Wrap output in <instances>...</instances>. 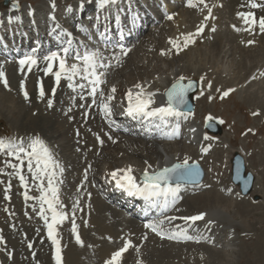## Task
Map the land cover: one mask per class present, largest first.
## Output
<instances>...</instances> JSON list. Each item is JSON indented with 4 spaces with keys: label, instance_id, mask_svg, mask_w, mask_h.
Instances as JSON below:
<instances>
[{
    "label": "rangeland",
    "instance_id": "rangeland-1",
    "mask_svg": "<svg viewBox=\"0 0 264 264\" xmlns=\"http://www.w3.org/2000/svg\"><path fill=\"white\" fill-rule=\"evenodd\" d=\"M2 1L3 0H0V12L7 9L2 5ZM9 1L12 3H16L19 7H22L23 11L26 10V7L30 8L31 6V8H34V10H36L34 11V18L37 17L40 22H45L47 20V14L44 12L47 8L46 3H52L53 5H55L56 2L62 3L58 4V6L62 8L64 7V5L70 6L73 1L82 0ZM89 1L92 2V0ZM226 2L227 0H205V3L213 4L211 17L206 23H208L212 27H218L214 32H217V34L213 35V31H208V35L206 34V37H204V41L206 40V43L202 41L203 43L201 42L198 47L189 48L191 49V53L197 52L195 53L196 55H204V53H206V57H209L208 59H211V56H213V59L215 58V60L213 61L207 60L208 63L205 64L206 67L203 65H199L200 70H203L204 67V69L206 68L205 70H207V72H210V74L208 75L204 72L202 73L203 75L205 74L204 77L208 76L209 79L206 78L202 82L199 74H186L185 67H187V62L184 59L186 50L183 49L182 51L177 53L176 50L172 48V45L169 44L170 39H178L182 34L189 33L190 30H194L195 33L196 31L194 28L198 25L196 24L197 21H202L205 16L208 15V11L201 4H197L196 7H192L191 9L193 10V12H189V9L183 10L184 8L178 5L180 7L179 10L182 9V11L180 10V12H178L179 10H176V12H173L174 14L172 13L173 17L171 20H165V18L162 19L163 22H160V25L156 26L153 29H150L144 35V39L140 43H136L138 45L135 47L130 57L125 61L123 67L113 74V82L110 86V89L114 87L118 90V92L126 94L129 89L136 91L137 89L134 88V85H136L137 83H142L143 86L146 85L145 91L152 93L157 92L159 95H161V90L164 89L157 88L151 90L153 89V84H161L160 82L167 80L171 77V75H177V73L181 75L186 74V76L184 77H176V80H179L181 77H183V83H186L191 79L200 82L202 87L206 90L204 91L203 95L204 101L202 100V103L198 105L195 102V108L193 111H196L197 115L195 116L196 125H194L197 128L196 132H198L197 139L202 137L200 132L202 127L200 128V126L204 125L203 122L207 117H214L221 123L225 122V124L221 125V128L223 133L225 132L227 134L226 136H228L226 137V139L228 138L230 140L228 150L226 151L227 155H229L230 157L233 151L242 150L243 154H245L244 159L247 168L251 172H253L255 178L259 177L257 183L260 186H258L260 188H264V84H260L258 82L259 84L252 87V90L250 92H247L246 87L248 88L252 85H245V81L248 79V75L250 74V72L249 74L245 72H241V74L240 72L238 73L239 68H237L235 64L239 61V59L241 60L243 58L244 54H241V56H239V53H233L235 55L233 56V51H231V49H228L229 43H227L223 39V34H227V36H230V34L233 32L231 30H228L229 28L227 27H224L225 29L222 30L219 28V21H221V19H218V16L223 13L221 8L229 10L228 13H232L230 8L225 7ZM48 9H50L49 6ZM215 12H217L218 14L216 15ZM192 13L195 14L196 19L191 21L188 20L185 15L188 16ZM234 13L237 16L236 10ZM174 15H176V17ZM178 15L185 17L186 20L184 22H179V24ZM214 15H216V20L218 19L217 22L212 20V17ZM224 15L227 16L225 12ZM6 17L5 22L8 23L9 19ZM21 18L22 20L24 19L23 16ZM63 20L66 21V19ZM231 20H233V18ZM236 20H238V17H236ZM40 22L37 23L38 33H42V31H45L44 26H42ZM16 23L18 25V22ZM10 27V25L4 26V29L8 31ZM17 27H19V25ZM211 35H213V37L211 40H209V36ZM208 41L209 43L207 44ZM231 42V44L233 45L232 40ZM224 46L227 48L226 50L228 54H226V57L221 60L220 57H217V51L220 48H224ZM169 49H171L170 52ZM162 51L167 54L162 55ZM197 58H199V56ZM197 58L195 59L196 62H198ZM20 59H22V57L12 58V60L0 57V72L4 73V76H6L5 79L7 80V87H5L4 83L0 81V138L15 139L17 142L23 141L26 143L30 138L39 136L50 149L51 153L55 152L57 154V161L60 163V165L62 164L61 166L63 168V173H58V175L61 176L60 181H62V183H60L61 186L59 184V188L62 187L61 189L63 197L71 206L74 200L73 196H76L74 186L78 181L77 180L75 182L74 178L78 176L80 177L83 169L89 170L87 173L89 174L91 179L94 180V182L101 181V175L106 172H113L118 169H127L128 167H131L132 172L136 174L141 171L142 168L151 166L153 163H157L162 159H173V156L176 155V153L174 152L172 147H177L176 145L179 144L178 148H180L181 150L186 148L185 145H182V142H177L176 145L171 147L170 145H172V143L164 145L165 143L154 144L145 142V140H142L140 138V135L137 134H132L131 136L122 135L119 137L120 139L118 138L119 145H111V148L107 145L105 149H100L97 152H93L87 156H80L79 160H75L70 151V149L72 150V147L70 148V145L72 143V141H70V138L72 137L68 135V133H70V130L68 128L66 129L64 126V122L61 121L63 119V116H61V112L58 115H52V113L55 111V108L51 113L48 98H42L39 97L38 94H36V89L33 81L39 78L38 70L35 71L36 74H31L32 77H26L30 73L26 70L25 67L21 68L18 63ZM216 59H218L219 61L217 62ZM220 66H224V69L222 67L220 69V71H225L224 73H219L218 70ZM195 67V69H197V63L195 64ZM262 67H264V65H262ZM259 70L260 69H258L257 71ZM23 72L25 73V75L21 74ZM237 75L242 76L243 81H237L235 84H231L230 78H234L233 76ZM254 75L256 76L255 72ZM216 76H218V79L215 80L214 83H212L213 81H211V79H216ZM256 78V80L259 81L264 80L262 79L264 77L259 78V75L256 76ZM22 81L24 83V91L28 94L27 99H25V96L21 91ZM172 81H174V79ZM172 81L168 85V87L171 86ZM222 81H224V84L228 87H226ZM209 82H211V87L208 86ZM227 83L230 84L228 85ZM25 84L28 85L26 86ZM49 84L50 83L48 82L45 86L46 91H48L49 89ZM149 84L152 86L150 87ZM257 86L259 87L257 88ZM148 87L150 89H148ZM229 88H235V90L232 91L233 93H230V96L228 95L222 97V93ZM217 89H219V91H217ZM207 90L208 92H206ZM260 90H262L263 92H261ZM121 95L120 98H122ZM59 100L62 102V97H60ZM119 106L120 104L113 107L111 113L112 116L114 114H117L116 112L119 110ZM65 108L68 109L67 106ZM254 113L258 114L254 115ZM72 119L73 117H71L69 120L71 121ZM106 144L109 143L107 142ZM216 150L218 152L216 151L214 152V154H212L213 161L219 159L222 156V149L217 147ZM124 156L126 158H124ZM9 159H11L12 163H17L14 158H9L6 153H0V170H2L0 171V241H2L0 242V264H53L50 260L51 258L47 227L44 219H42L41 216L38 215L39 202L36 199L25 200L23 193L26 191V189L20 185V182L16 178V176L10 175V173L13 172V169L6 165V161ZM85 161L87 162L86 164ZM69 162L70 164H68ZM22 171L29 180V186L27 189L28 194L33 197H38L40 194L39 190L31 181V176L27 172L26 165L22 166ZM9 185L11 186L10 188ZM88 185L91 186L90 183ZM5 189H9V199L4 198ZM210 196L211 198H215V194H211ZM254 196L258 197L256 201L253 199ZM263 197L264 194L262 193L251 194L248 197H243L247 199V201L244 202V204L247 206L245 210H250V214H248V216L244 218L242 222L240 221V218L235 217L234 212L231 209L223 212L230 219V223L228 225L230 226L231 224V226L229 228L230 230L227 229V232L229 233V235L232 234L230 243H233L232 249L225 252L229 255V258H227L223 262V264H264ZM93 200L94 199L92 198L91 201ZM254 203L257 204V207L252 205ZM230 204L236 207L237 210H240L241 206L238 205L234 200L229 201V205ZM189 207L191 208L190 205L186 206L187 209H189ZM91 211L92 213L94 212L93 208ZM96 211L99 213L98 209ZM45 215L47 214L45 213ZM85 226L86 229H91L88 227L87 223L85 224ZM243 228L245 232H247L246 234ZM118 231V233H121L120 230ZM63 232L65 233L66 229H64ZM227 232L221 229H216L212 231L211 237L208 236L206 237V239L203 237L200 240L198 239L197 242L191 244H189L188 242H182L183 244H188L185 245V247H188V249L191 248V250L187 252L186 249H184V252H180L178 258H176L178 249L169 246L177 244H175V242H171L172 244L167 243V250L168 253H170L171 258L166 262V264H185L186 261H184V259H186L188 256L195 255L200 251V249H204L206 246L209 251L205 248L206 250H201V252H206V255L209 254L208 257L210 264H212L211 259L214 264L216 262V251L221 248H219V246H222L225 241H228V235L225 234ZM118 233L116 234V236L109 238L108 241L112 240L111 243H116L120 247L122 241ZM103 238L105 239V237ZM104 239L102 241L107 242ZM155 240H157L156 242H158V244L153 243V241L151 242V244L158 248H151L149 252L147 251L148 243L143 245L140 241H132L133 250L131 249V251H129L127 254L122 255L119 264H138V262L141 261L140 254L144 251H146L145 253L149 258L157 256L158 252H161L159 246L161 245L162 247V242H164V240H158L157 238H155ZM155 244L159 246H156ZM29 245H31V247H29ZM118 246H115L114 249L116 247L118 248ZM76 248L79 247L76 246ZM86 248L87 247H85V249ZM137 248L139 249V251H137ZM81 249L83 250V248ZM88 249L89 255L91 254L92 256H89L88 253L84 252L86 264H93L94 260H92V257L94 256L93 258H96L97 255H94L95 249ZM179 250L183 251V248ZM256 250H259L260 254L257 253ZM134 251L138 252L139 254H136V256L132 258V253ZM130 253L132 254V256ZM71 255L72 253L70 252V256ZM75 255L77 256V252ZM97 261L98 258L97 260H95V263L99 264L100 259L98 263Z\"/></svg>",
    "mask_w": 264,
    "mask_h": 264
},
{
    "label": "bare ground",
    "instance_id": "bare-ground-1",
    "mask_svg": "<svg viewBox=\"0 0 264 264\" xmlns=\"http://www.w3.org/2000/svg\"><path fill=\"white\" fill-rule=\"evenodd\" d=\"M247 1H249V0H246V1L242 0V2L239 0H227L225 7L232 8V9L236 10L237 13H252V18H254L256 20V23L252 26L251 30L247 31V33H249V35L243 34V31L239 32V31L234 30V27H233L234 25L236 26V28H240L241 30L243 28L248 27L247 25H245L243 23V19L240 18V19H238V22H235L233 20V23L231 26V28L233 29V33H231L230 36L229 35L227 36V34L226 35L223 34V39L227 43H229L228 49L229 50L231 49V51H233L232 54L233 53H239V56H241V54H244L243 58L241 60L239 59V61L235 64V66L237 68H239L238 73L240 72V74H241V72H245L248 74L250 72V74L248 75V79L245 81V85H247V86L252 84L248 88L246 87L247 92H250L252 90V87H254L255 85H257L259 83L264 84V83H262V82H264V80L259 81V80H256L255 78H253L254 72H256L259 68L262 69V65H264V33H261L259 31V20L261 18H264V6L252 8V7H250L249 2H247ZM255 2L257 4L264 5V0H255ZM237 3H239V4H237ZM236 6H237V8H236ZM85 8H84L85 9L84 11L90 10L91 6L89 4H86ZM197 9H199V8H197ZM188 11L193 12V10L191 8ZM216 11H217V9H216ZM217 14L218 13L216 12V15ZM181 15H178V23L184 22L186 20L185 17H187L188 20H191V21L196 19L194 13L189 14L188 15L189 17L187 15H185V17H183ZM6 18H8V16ZM207 21H208V19L207 20L203 19L202 21H197L196 24H198L197 26L201 25V23H203V25H205V23ZM240 21L242 22L241 24H239ZM196 29H197V27H195V31H196ZM221 36H222V34H221ZM195 37H194V42L189 44L191 47H194L193 45L196 43L197 38H195ZM235 38L236 39L240 38L241 41L243 42L242 45L237 44L235 42L236 41ZM230 39L233 41V45L231 44L232 42ZM249 40L254 41V43L249 45L247 43ZM189 48L190 47L186 48V51H185L186 55L184 56V59L187 62V67H185L186 68L185 69L186 74H191V75L199 74L200 79H201V77H203V80H205L206 78H208V76L204 77L205 74L208 75V74H210V72L208 71L209 72L208 73L207 70H205L206 68L204 69V67H203V70L202 69L200 70L199 65L205 66V64L208 63L207 60L213 61V60H215V58L213 59V56H211L212 58L208 59L209 57L208 58L206 57L207 56L206 53H204V55L203 54H199V55L197 54L196 55L195 53H197V52L191 53V49H189ZM226 49L227 48L224 46V48H220L217 51V57L218 58L220 57L221 60H223L226 57V54H228ZM198 56H199V58H197ZM233 56H235V55L233 54ZM239 56H238V58H239ZM196 58H197L198 62L195 61ZM216 60H217V62L219 61L218 59H216ZM196 63L198 66L197 69H195ZM221 67L222 66H220L218 71H219V73H224L225 71H220ZM222 68L224 69V66ZM203 72L205 73L204 75L202 74ZM186 74L181 75V74L177 73V75L176 74L171 75V77L168 78L167 80L160 82L161 84H159V83H157L155 85L153 84V89H151V90H154L157 88L158 89H164V90H161L163 93V91H165L168 88V85L171 83V81L173 79H175L178 76L184 77V76H186ZM217 77L218 76H216V79H213V80L211 79V81H213L212 83H214L215 80L218 79ZM233 77L234 78H230L231 84L232 83L235 84L237 81H243L242 76H240V75L239 76L238 75L233 76ZM203 80H201V81L203 82ZM48 82L51 84L50 78H46L44 86H46V84ZM222 82L224 84V81H222ZM230 83H227V84L229 85ZM151 86L152 85H150V87ZM225 86L228 87L227 85H225ZM145 87H146V85L144 86V88ZM258 87L259 86H257V88ZM148 89H150V88L148 87ZM205 90L206 89H204L202 87V85L200 84L198 91L194 94L195 102L197 103V105L202 103ZM155 91H158V90H155ZM260 91L263 92L262 90H260ZM50 92H51V90H50ZM206 92H208V90ZM159 93H161V92H159ZM162 93H161V95H162ZM201 93H203V94H201ZM161 95H159L157 92L154 93V96H153L154 104L152 105V107L166 106V103L164 102L163 97ZM217 95H219V94H217ZM215 100H217V99H215ZM258 101H259V99H258ZM185 115H186V117H185V120L183 122V126L186 129V130H184L185 137L188 138L189 141L193 142V144L183 143L182 145L183 146L185 145L186 148L181 150L180 148H178L179 144L176 145L177 142L175 140L171 141L170 142V143H172V145H170L171 147L174 145L177 146V147L174 146L175 148L172 147L174 152L176 153V155L173 156V159L172 158L162 159L161 161H159L157 163H153L151 165V167L148 166V167L142 168L141 171H139L136 174L134 172H132V175L137 178L139 176H142V174L146 168L148 169L149 172H152V171L157 170V169H162L164 167H168V166L172 165L173 163L182 162L185 158H188L189 162H196L204 171V179L201 182V184H199V185L186 186V187L181 186L180 187V189L178 191H181V195L185 196V197L180 202L181 204H179L177 206V208L174 204L172 205L173 209L171 211V215L174 217H177V219L173 220L170 224H172L171 228L172 227L174 228L177 225L180 226L181 228H187V235L192 236L193 238L196 237L197 239L200 240L203 237L204 238L208 237V236L211 237L212 231L216 230V229H218V230L221 229V230L227 232V229L230 228L231 224H230V226L228 225L230 223L229 222L230 219L223 212L227 211L228 209H231L234 212L235 217L240 218V221L242 222L243 219L246 218L248 216V214H250V212H249L250 210H248V211L245 210V208H247V206L244 204V202H246L247 199L240 196L237 188L228 183V179H229L228 178L229 177L228 176V173H229V155H227L226 151L228 150V145L230 144V140L228 138L226 139V137H228V136H226L227 134L225 132L223 133L222 136H215L212 134H207V132H205V131L203 132V127L201 125L200 126V128L202 127L201 128V131H202L201 135L202 134L203 135L201 138L197 139L196 136L194 135V131L195 132L197 131L196 126H194V125H196L195 124V122H196L195 116H197L196 111L193 113H189V114L187 113ZM208 120L211 121V120H214V118L213 117H207L204 120V122H206ZM224 124H225V122H224ZM170 135H172V134H169V136ZM83 137L85 139L86 135H83ZM205 137H207V139ZM84 139H83V141H84ZM122 140H124V139H122ZM122 140H119V141H122ZM86 141H85L87 144L86 147L91 146V145L94 146L95 142H94V140H91V137H87ZM117 144L119 145V142ZM167 144H169V143H165L164 145H167ZM217 147L222 149L221 150L222 156L220 155L221 157L219 159H216V160L214 159L215 161H213L212 160V158H213L212 154H214V152L217 151L216 150ZM235 151L239 152L240 154H243L242 150H235ZM243 156H245V154H243ZM124 158H126V157L124 156ZM88 171L89 170H87V172ZM258 180H259V177H257L255 179V183H254L253 189H252V194H260V193L264 194V188L259 187L260 185L257 183ZM260 182H261V178H260ZM211 194H215V198H211V196H210ZM96 197H93V199ZM94 200L95 201H93L94 204L92 207L94 210V212H93L94 214L92 213L93 215H91L89 218V220L91 221L90 224H92V226H93L92 230L90 229L89 231L87 230L86 232H84L85 230H83L82 232H79V236L83 241L84 248L82 250L80 246L76 245V243L73 242L72 247H70L68 250H66L65 253H63L62 264H86V259L84 258V256L83 257L81 256V260H80V255H78V253L81 251L83 253L84 252L88 253V251L86 250L87 248L85 249V247H89V245L92 247V249H95L94 251L96 254H94V255H97L96 257L98 258V261L100 259V263H102L104 261L103 257L105 255H107L106 257H109L110 253L112 251H114V250H110V248H108V247H110L108 242L102 241L104 239L103 237H105V235H107V234H110V232H112V231L116 232V230H120L121 232H123L122 234L124 235V237L130 238L133 236L132 237L133 239H134V237H142L143 241H141V243L143 245L148 243V246H147L148 252L151 248H158V247H155L151 244L152 241H153V243H157V244H158V242H156L157 240H155V238L153 236V232L150 229L149 230L144 229L136 221L127 220L126 218L122 217V215H121L122 212L120 213L116 209L112 210L110 208V204H107V203L102 204L99 200H96V199H94ZM231 200L232 201L234 200L238 205L241 206L240 210H237L236 207H234L231 204L229 205V201H231ZM68 205H69V203H68ZM187 205H190L191 208L189 207V209H187L188 208V207L186 208ZM252 205L256 206L257 204L254 203ZM250 206H251V204H250ZM91 209H89V214H90ZM97 209L99 210V213L96 211ZM178 210H180V211H178ZM96 212H97V215H96ZM199 213H205L204 220L197 221V222H191V221L186 222V221L180 219L181 217L193 216V215H197ZM209 220L213 221V223L210 225L207 223ZM189 225H191L193 227V229L191 226L189 227ZM243 230H244V228H243ZM78 231H80V230H78ZM244 232H245V230H244ZM246 233L247 232H245V234ZM225 234L228 235V238H227L228 241H225L222 244V246H219V248L220 247L221 248L218 251H216V254H215L216 262L214 264H223V262L227 258H229V255L226 254L225 252L232 249L233 243L232 242L230 243V241H231L230 238L232 237L231 236L232 234L229 235L228 232ZM84 236H85V239H84ZM144 236L146 238H144ZM104 240L106 241V238ZM148 241H150V242H148ZM172 242H175V244H177V245H169L172 248L178 249L177 253H176V255H177L176 258H178L180 252H184V249H186L187 252L191 250V248L188 249V247L187 248L185 247V245H188V244H183L182 241H180V240L172 241ZM198 242H200V241H198ZM167 243L172 244L171 241L162 242V244H163L162 247H161V245L159 246V245L155 244L156 246H159V249H161V252H158L157 256H153V257L149 258L146 255V256L140 258V260H141L140 264H166V262L171 258V255H170V253H168V250H167ZM189 244H191V243H189ZM149 245H151V246H149ZM76 246H78L79 248H76ZM181 248H183V251L179 250ZM70 249H71V251H70ZM204 249H200V251L198 253H196L195 255L188 256L186 259H184V261H186L185 264H210L209 257H208L209 254L206 255L207 254L206 252H201V250L205 251L207 248L205 250ZM70 252L72 253L71 256H70ZM76 252H77V256L75 255ZM256 252L260 254L259 250H256ZM88 255H89V253H88ZM89 256H92V255L90 254ZM93 257H92V260H94L93 264H96L95 258H93ZM90 259H91V257H90ZM76 260H77V262H76ZM79 261H80V263H79ZM98 261H97V263H98ZM211 263L213 264L212 259H211Z\"/></svg>",
    "mask_w": 264,
    "mask_h": 264
},
{
    "label": "snow or ice",
    "instance_id": "snow-or-ice-1",
    "mask_svg": "<svg viewBox=\"0 0 264 264\" xmlns=\"http://www.w3.org/2000/svg\"><path fill=\"white\" fill-rule=\"evenodd\" d=\"M108 2L109 0H97V3L101 6ZM112 2H114V0H112ZM197 4H201L207 9L208 15L205 16L204 19H209L212 14V9L207 3H205V0H195V2L194 0H187L188 7H196ZM249 5L252 8L264 6L257 4L255 0H249ZM13 7L18 10L17 4H14ZM237 16L242 18L243 23L248 26L243 29L245 31L251 30L252 26L256 23V20L252 18V13H237ZM167 19L171 20L172 17L167 16ZM233 27L234 30L241 31V29L236 28L235 25ZM203 30L204 25L201 23V25L197 26L195 33L182 34L178 39H170L169 44H171L172 48L179 53L184 48H187L190 43H193L194 37L200 35ZM212 31H215V29L213 28ZM259 31L264 33V18L259 20ZM68 42L70 44L71 40ZM247 43L251 45L254 41L249 40ZM62 51L67 53L68 49L64 48ZM170 51L171 49H169V52ZM121 52L125 55L127 54V50L121 49ZM161 54L165 55L167 53L162 51ZM44 59L48 62L47 67L44 69L46 74L52 71L53 62L58 61L59 70L55 72L57 82L60 81L63 75L64 78L69 81L68 86L69 88H72L73 91H75L76 88L88 89L87 94L94 98L98 94L100 84L103 83L101 77L104 73L98 71V69L110 66L101 61V56L98 52H86L83 55H79L77 56V60L80 61V64L73 63L70 66L67 65L66 60L57 52H52L50 55L45 56ZM18 63L21 68L27 65L29 69H31V67L37 63V60L34 55H29L20 59ZM261 75H264V72H262ZM75 77H79L80 80L85 83L74 85L72 81ZM183 79V77L180 78V80ZM201 80H203V77H201ZM0 81L4 83L5 87H7V80L4 78L3 72H0ZM208 86L211 87V82L208 83ZM192 87L193 84L191 82L185 85L178 80L173 84L172 88L166 92L167 106L152 107L154 104V93L145 91L144 86L137 83L134 85V88L137 89V91L134 92L132 89H129L126 93L128 105L125 109V114L134 119L159 120L161 123H163L168 117L183 115L184 113L181 111V108L186 105L185 97ZM21 91L24 94L25 99H27L28 94L24 91L23 81L21 82ZM54 91L55 89H53V92ZM115 91L116 89L113 87L111 93H114ZM217 91H219V89H217ZM230 91L233 90L229 89L228 91L223 92L222 97L227 96ZM39 94L41 96L44 95L42 89ZM99 95L101 97V102L99 104L101 112L105 116H110L112 113L110 102L112 101L113 96L109 94L107 97H104L102 92H99ZM80 98L83 99L84 97L81 96ZM51 103L52 102L49 101V107H51ZM93 103H96L95 99H93ZM255 114L256 113H254V115ZM155 126L159 128L160 124L158 123ZM205 138L207 139V137ZM97 139L99 140V137H97ZM109 139H111V137H109ZM100 143H103V141L100 140ZM0 153H6L9 158H14L17 161V163H12L11 159L6 161V165L13 169V172L10 173V175L16 176L20 185L26 189L23 193L25 200H38V215L44 219L48 237L55 246L53 259L55 264H62V256L59 247L60 242L56 238V226L67 219V214L62 210L64 206L59 197V184L62 183V181L57 178L58 173H63L62 166L53 158L50 149L39 136L30 138L26 143L23 141L17 142L15 139L0 138ZM25 165L27 172L31 176V181L39 190L40 194L38 197H33L28 194L27 189L29 186V180L22 171V166ZM110 175L111 178L115 180L117 188L123 189L129 195L143 196L145 200L149 202L151 207L160 208L161 215H163V213L169 209L170 205L176 203V193L182 186L181 181L198 183L202 173L196 163L190 164L188 158H185L182 162L174 163L170 167H164L152 172H149L146 168L139 181L132 175L131 167L115 170ZM10 187L11 186L9 185V188ZM8 190L9 189H5V199H9ZM45 206L47 207L45 208ZM45 212L50 213V217L45 215ZM204 218L205 213H199L193 216L181 217L180 219L186 222H197L204 220ZM175 219H177V217L163 216V219L145 224V228L150 229L161 239H193L192 236L187 235V228H181L178 225L172 229L165 228L166 222L170 224ZM207 223L210 225L213 221L209 220ZM190 226L191 225H189V227ZM71 230L75 235L76 243L83 246V241L77 233V225L74 219L72 221ZM131 246L132 243L130 240H124L123 247L113 252L111 257L105 260L104 264H119L122 254ZM29 247H31V245H29ZM137 251H139L138 248ZM138 264H140V262H138Z\"/></svg>",
    "mask_w": 264,
    "mask_h": 264
},
{
    "label": "water",
    "instance_id": "water-1",
    "mask_svg": "<svg viewBox=\"0 0 264 264\" xmlns=\"http://www.w3.org/2000/svg\"><path fill=\"white\" fill-rule=\"evenodd\" d=\"M3 3L6 4L5 1ZM189 82L193 84V87L186 94V97H185L186 105L182 106L181 108L182 111H192L193 109V105L191 102V95L196 91V83L193 81H188L185 85H187ZM206 129L212 133L219 132L218 128L212 123H207ZM230 163H231L230 174H231L232 184H234L235 186H238L241 195L250 194L252 190V184L254 182V177L250 172H246L243 158L238 153H234L233 158L231 159ZM201 178H202V175L200 177V180ZM181 183H190V182L181 181ZM255 199H257V197Z\"/></svg>",
    "mask_w": 264,
    "mask_h": 264
}]
</instances>
